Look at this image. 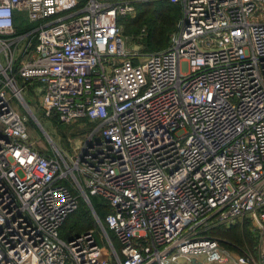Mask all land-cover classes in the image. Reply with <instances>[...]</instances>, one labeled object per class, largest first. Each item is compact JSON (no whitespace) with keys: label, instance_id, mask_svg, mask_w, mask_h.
Here are the masks:
<instances>
[{"label":"built area","instance_id":"1","mask_svg":"<svg viewBox=\"0 0 264 264\" xmlns=\"http://www.w3.org/2000/svg\"><path fill=\"white\" fill-rule=\"evenodd\" d=\"M149 1L0 0V264H264L208 235L264 231V0H162L180 17L143 53L119 20ZM25 90L48 121L94 124L76 156L28 142ZM80 200L97 233L64 240Z\"/></svg>","mask_w":264,"mask_h":264},{"label":"rangeland","instance_id":"2","mask_svg":"<svg viewBox=\"0 0 264 264\" xmlns=\"http://www.w3.org/2000/svg\"><path fill=\"white\" fill-rule=\"evenodd\" d=\"M80 1V0H78ZM83 0H81L82 2ZM137 10L131 15L121 18L120 20L129 21L133 19L136 15ZM17 22L21 26L28 25L25 17L20 14L16 17ZM122 32H124V27L120 24ZM137 30L133 32L134 35L127 36V46L138 49L142 52V45L139 44V41H142L145 34V29L141 27H136ZM3 63V61L1 60ZM23 97L26 103L29 105L30 110L37 119V124L34 122L29 113L23 109L19 102H16V109L19 114L27 115L28 119V142L39 152L44 154H66L68 156H76L77 153L81 150L83 143L94 128V124L90 123L85 119L77 120L70 124L55 125L52 121H48L43 118L42 112L35 104V97L32 95L30 90H25L23 92ZM31 98L33 100H31ZM92 215V214H91ZM93 217V216H92ZM94 219V218H93ZM95 221V220H94ZM92 222L93 230L97 233L98 227L96 222ZM258 224L251 218L247 217L237 222L234 226L240 227L238 230L240 234L244 235V238L250 239V242L244 241L240 245H233L225 242V240H220L216 235H212L213 238L219 240L221 247L230 255L236 256L239 254L249 253L253 256H256L258 252L262 249L264 250V231L258 229ZM217 229L226 230L229 227L217 226ZM233 227V226H231ZM100 245H103L102 242H99ZM114 246L117 247L114 242Z\"/></svg>","mask_w":264,"mask_h":264},{"label":"trees","instance_id":"3","mask_svg":"<svg viewBox=\"0 0 264 264\" xmlns=\"http://www.w3.org/2000/svg\"><path fill=\"white\" fill-rule=\"evenodd\" d=\"M136 15L129 21L119 20V25L124 27V36L134 35L133 32L137 30L136 27L145 29L144 38L139 41L142 45L143 53H152L163 50L169 43V39L175 30L176 23L180 17V10L178 6L169 4L162 0H154L145 3L136 4ZM35 25L21 26L16 21V29L18 33L29 31ZM55 125H62L55 120L52 121ZM91 205L103 222L105 215L109 212V208L105 203L97 197H89ZM94 221L90 209L83 200H80L78 209L68 216L63 226L60 229V237L64 240L70 239L73 236L80 235L89 230H93L92 222ZM95 222V221H94ZM215 227L208 232V235H216L220 240L225 242L240 245L244 241L250 242L248 236L244 238L238 230L240 227L233 226L226 230L217 229ZM238 228V229H237Z\"/></svg>","mask_w":264,"mask_h":264},{"label":"water","instance_id":"4","mask_svg":"<svg viewBox=\"0 0 264 264\" xmlns=\"http://www.w3.org/2000/svg\"><path fill=\"white\" fill-rule=\"evenodd\" d=\"M32 119L34 120V122L37 124V126H39L40 124L38 123L37 119L34 117V115L30 114ZM192 263H194V260H192ZM200 264V263H198Z\"/></svg>","mask_w":264,"mask_h":264}]
</instances>
